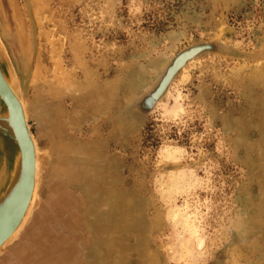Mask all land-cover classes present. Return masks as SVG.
Segmentation results:
<instances>
[{
  "label": "rangeland",
  "instance_id": "374dc122",
  "mask_svg": "<svg viewBox=\"0 0 264 264\" xmlns=\"http://www.w3.org/2000/svg\"><path fill=\"white\" fill-rule=\"evenodd\" d=\"M0 36L42 157L0 264H264V0H0Z\"/></svg>",
  "mask_w": 264,
  "mask_h": 264
},
{
  "label": "water",
  "instance_id": "95a60500",
  "mask_svg": "<svg viewBox=\"0 0 264 264\" xmlns=\"http://www.w3.org/2000/svg\"><path fill=\"white\" fill-rule=\"evenodd\" d=\"M213 49V44L201 43L180 52L168 65L156 88L144 99L143 104L146 109L151 110L154 107L174 77L190 60ZM20 99L24 103L25 112ZM0 118L2 119L0 121L1 253L17 237L31 216L37 202L42 168V157L30 128L20 80L1 36ZM34 192L35 198L31 203Z\"/></svg>",
  "mask_w": 264,
  "mask_h": 264
},
{
  "label": "bare ground",
  "instance_id": "6f19581e",
  "mask_svg": "<svg viewBox=\"0 0 264 264\" xmlns=\"http://www.w3.org/2000/svg\"><path fill=\"white\" fill-rule=\"evenodd\" d=\"M18 33V32H17ZM14 44V43H13ZM21 44V43H20ZM15 47V46H14ZM20 79V78H19ZM8 81V80H7ZM8 83H9V85L11 86V84H10V82L8 81ZM12 87V86H11ZM20 101H21V103H22V106H23V108H24V112H25V107H24V103H23V101L20 99ZM2 119L0 118V121H1ZM36 164H37V170H38V161H37V159H36ZM35 187H36V185H35ZM36 189V188H35ZM35 189H34V191H35ZM34 198H35V192H34V194H33V197H32V200H31V203H33V200H34ZM30 203V204H31Z\"/></svg>",
  "mask_w": 264,
  "mask_h": 264
}]
</instances>
